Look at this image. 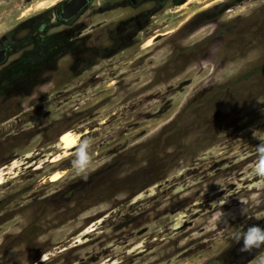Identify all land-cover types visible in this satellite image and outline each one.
<instances>
[{"label":"rangeland","instance_id":"374dc122","mask_svg":"<svg viewBox=\"0 0 264 264\" xmlns=\"http://www.w3.org/2000/svg\"><path fill=\"white\" fill-rule=\"evenodd\" d=\"M59 1L0 0V36L39 13L53 18ZM172 1H142L153 17L140 48L95 66L99 78L83 93H54L63 82L54 75L36 92L4 97L0 166L12 169L0 185V264H258L264 256L231 239L264 226V178L252 172L264 141V0ZM94 13L93 29L105 23ZM69 130L91 141L87 180L71 165L78 143L61 145ZM218 210L227 223L213 219Z\"/></svg>","mask_w":264,"mask_h":264},{"label":"flooded vegetation","instance_id":"af4514ba","mask_svg":"<svg viewBox=\"0 0 264 264\" xmlns=\"http://www.w3.org/2000/svg\"><path fill=\"white\" fill-rule=\"evenodd\" d=\"M142 1L61 0L54 7L53 18L39 13L36 19L31 17L35 23L28 21L2 34L0 108L8 101L4 97L36 92L54 75L63 80L54 93H83L80 91H85L93 78H99L98 73L92 74L95 66L122 62L117 55L140 48V29L145 23L149 26L153 17L151 12L146 17L147 12L141 10ZM129 7L136 10L125 14ZM91 11L94 16L104 15L101 22L105 23L93 29ZM115 13L119 15L110 17Z\"/></svg>","mask_w":264,"mask_h":264},{"label":"clouds","instance_id":"9594fccd","mask_svg":"<svg viewBox=\"0 0 264 264\" xmlns=\"http://www.w3.org/2000/svg\"><path fill=\"white\" fill-rule=\"evenodd\" d=\"M215 25H209L207 34H211ZM68 143H75L70 137L65 138ZM256 159L252 165V172L257 176L264 178V141H260L255 146ZM92 163L91 155V141L88 138H83L79 141L78 146L74 149V159L71 161L72 167L75 169L77 175H81L84 180L88 178V172ZM219 184V182H217ZM247 209L241 207L240 215L245 216ZM229 214L218 210L215 212L213 219L219 220L221 223H227V216ZM235 219V217H232ZM231 239L234 243L242 241L240 252H250L253 249L264 248V226L259 224H251L243 231H236L232 233ZM258 264H264V256L258 258Z\"/></svg>","mask_w":264,"mask_h":264},{"label":"bare ground","instance_id":"6f19581e","mask_svg":"<svg viewBox=\"0 0 264 264\" xmlns=\"http://www.w3.org/2000/svg\"><path fill=\"white\" fill-rule=\"evenodd\" d=\"M40 1V0H39ZM45 2H38V4L36 3L37 7L38 8H44L45 6ZM57 2H54L53 5H56ZM46 8V6H45ZM37 9V8H36ZM157 35L153 36L151 40H149L148 42V45H152L155 38H156ZM79 134L75 133V132H72V131H66L64 132L62 135H61V138H60V142L62 143V147H63V150H68V149H71L73 147H75L78 143V139H79ZM66 137H70L72 141H75V143H68L66 141ZM60 155V154H59ZM59 155L57 154L55 157L56 159L59 158ZM15 163V162H14ZM12 169V166H9V165H3V166H0V185L4 184V182L7 180V176L8 174L11 172L10 170ZM63 173H64V170H56L54 171L52 174H51V178L53 180H56V179H60L62 176H63ZM85 234V233H84Z\"/></svg>","mask_w":264,"mask_h":264},{"label":"trees","instance_id":"16d2710c","mask_svg":"<svg viewBox=\"0 0 264 264\" xmlns=\"http://www.w3.org/2000/svg\"><path fill=\"white\" fill-rule=\"evenodd\" d=\"M186 0H173L174 5L183 4Z\"/></svg>","mask_w":264,"mask_h":264}]
</instances>
